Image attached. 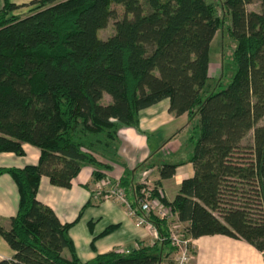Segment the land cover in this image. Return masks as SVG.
Returning a JSON list of instances; mask_svg holds the SVG:
<instances>
[{
	"label": "trees",
	"instance_id": "1",
	"mask_svg": "<svg viewBox=\"0 0 264 264\" xmlns=\"http://www.w3.org/2000/svg\"><path fill=\"white\" fill-rule=\"evenodd\" d=\"M248 2L223 0L229 34L236 39L235 69L224 87L205 93L210 42L222 22L211 1L3 0L0 152L23 154V144L30 143L39 156L36 163L0 166V174H10L18 191L9 225L0 222V235L13 254L0 264L170 260L174 246L168 222L152 213L148 218L158 234L152 244L81 260L69 229L82 209L75 219L62 221L36 198L42 175L68 187L82 166L91 164L95 180L105 177L98 165L112 166L105 159L119 161V128L138 129L140 111L164 98L171 112H186L195 122L187 156L193 173L181 179L171 199L162 193V202L188 236L222 233L243 238L264 254V124L257 123L264 114V0L260 11L247 9ZM113 4L121 5V16ZM26 5L27 11L14 12ZM110 18H115L114 31L100 37L98 29ZM223 74L222 67L218 84ZM104 93L110 101H101ZM251 129L252 143L242 145ZM178 164H158L154 194ZM119 182L130 188L125 177ZM140 186L138 180L131 186L136 210ZM117 226L110 223L97 236Z\"/></svg>",
	"mask_w": 264,
	"mask_h": 264
},
{
	"label": "crops",
	"instance_id": "2",
	"mask_svg": "<svg viewBox=\"0 0 264 264\" xmlns=\"http://www.w3.org/2000/svg\"><path fill=\"white\" fill-rule=\"evenodd\" d=\"M11 1L22 3L29 0ZM2 4L3 0H0V8ZM29 7L28 5L21 6L14 12L22 13ZM208 73L213 77L210 71ZM187 118L186 112L176 115L169 110L168 98L142 109L139 114L138 129L133 126L119 128L118 152L122 157V162L105 159L112 165L103 166L105 177L114 181L123 176L130 181V188L125 190L131 199V186L138 180L141 169L146 168L147 162L142 161L144 159L147 161L150 155V149H148L150 138L156 136L160 144L162 139L167 140L173 144L172 147L176 152L189 139L185 134L188 130ZM23 148V154H16L12 151L0 152V166H23L36 163L39 156L38 148L29 143H24ZM187 156L175 161L179 164L174 174L161 181V188L168 199L174 195L170 196L169 191L175 193L181 179L193 173V165L187 161ZM156 165L154 163L151 166L155 170H153L155 179L159 177ZM92 170L93 165H83L68 187L52 184L48 176L42 175L36 190V198L49 205L62 221L75 219L82 209L78 220L69 229L79 258L86 260L97 252H105L114 248L130 250L140 245L152 244L157 240L148 227L136 224L120 201L112 197L93 195L92 189L96 180ZM17 203L16 184L10 174L2 172L0 174V222L5 226L9 225L10 216L15 214ZM86 203L87 205L82 208ZM110 223H118V226L104 235L97 236ZM95 235L94 247H92L91 241ZM192 241L194 247L192 264H264L263 252L243 238L214 233L193 237ZM12 254L13 249L0 235V259L9 258ZM169 255L172 256L173 252ZM161 264L170 263L162 261Z\"/></svg>",
	"mask_w": 264,
	"mask_h": 264
},
{
	"label": "rangeland",
	"instance_id": "3",
	"mask_svg": "<svg viewBox=\"0 0 264 264\" xmlns=\"http://www.w3.org/2000/svg\"><path fill=\"white\" fill-rule=\"evenodd\" d=\"M214 3L216 12L221 16V25L218 27V29L215 32L214 37L212 38L210 42V48H209V57H210V65H209V71L213 77L209 78L205 89V93H209L213 90L220 89L224 87L227 82L230 80V77L233 75L235 65L233 62V50L236 45V39L229 34V28H228V23H229V18L228 15L226 14V8L223 3V0H208ZM115 10H116V15L119 17L123 14V9L120 4H113ZM247 9L249 10H256L260 11L261 10V4L260 0H250L246 4ZM115 18H110L108 20V23L106 24L105 27H102L98 29V35L100 37H107L109 34H111L114 31L113 23H114ZM223 67L224 69V74L221 77V81L218 84V74L220 69ZM110 96L107 93L103 94V97L101 99L102 102H108L110 101ZM195 119H189L187 118L186 123L188 126V130L185 131V134L188 135V138L190 134L192 133V125L194 124ZM258 124H264V114L263 116L257 121ZM252 129L249 130V132L244 136L242 139V145H247L249 146L252 143ZM182 134L180 135V137ZM172 142V141H171ZM30 144V143H29ZM33 145V144H31ZM119 144H117L118 146ZM34 146V145H33ZM161 146V147H160ZM173 144L169 143L167 140L161 141V144L157 141L156 136H152L149 140L148 144V149L150 152V155L147 159V161L144 159L142 162H152L158 164L167 161V162H175L180 160L181 158H185L187 154L191 150V143L188 139V141H185L184 144L181 146L179 150L174 152L173 149ZM36 147V146H35ZM163 150H162V149ZM157 152V153H155ZM155 153V154H154ZM117 155L119 161L117 162H122V157L120 156L118 152V147H117ZM90 165L91 164H86ZM100 169H103V166L98 165ZM151 172L149 173V176L151 180L153 181L154 178V169L151 168ZM157 169V168H156ZM154 170V171H153ZM158 173V172H157ZM176 192V190L174 191ZM173 193L172 191H169V195L172 196ZM166 249V248H165ZM66 253V249L64 250ZM173 255H168V259H173ZM169 260V261H170Z\"/></svg>",
	"mask_w": 264,
	"mask_h": 264
},
{
	"label": "built area",
	"instance_id": "4",
	"mask_svg": "<svg viewBox=\"0 0 264 264\" xmlns=\"http://www.w3.org/2000/svg\"><path fill=\"white\" fill-rule=\"evenodd\" d=\"M151 170V167L143 168L138 175V183L141 184L136 196L138 210L131 204V200L125 188L120 184L119 178L114 181L108 177H101L96 180L92 189L94 191L93 195L112 197L120 201L125 206L129 216L134 218L136 224L148 227L156 238H158L156 226L148 218V215L152 213L158 217L165 218L168 222L170 244L174 246L173 259L169 263L192 264L194 254L193 237L185 234L183 223L162 202L160 195L163 193V189L161 187L157 188L159 195L153 193L155 187L149 176Z\"/></svg>",
	"mask_w": 264,
	"mask_h": 264
}]
</instances>
